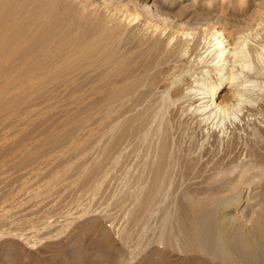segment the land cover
I'll return each mask as SVG.
<instances>
[{
    "label": "rangeland",
    "instance_id": "374dc122",
    "mask_svg": "<svg viewBox=\"0 0 264 264\" xmlns=\"http://www.w3.org/2000/svg\"><path fill=\"white\" fill-rule=\"evenodd\" d=\"M13 1L0 9V264H182L188 259L264 264L231 253L229 258L198 253L194 213L184 200L195 190L201 193L220 160L251 161L255 167L264 162V28L258 31V22L264 27V0H199L198 17L208 13L202 21H177L174 15L193 0H169L175 5L163 10L170 14L159 24L164 36L162 29L152 30L160 23L156 16L130 6L129 12L113 13L128 25L125 33L118 30L121 39L90 54L71 45L55 21L42 16L44 10L40 14ZM94 3L101 16L108 8L122 9L117 1ZM107 14L109 19L112 13ZM204 22H220L221 30L245 40L246 55L235 69L243 88L227 84L221 110L211 107L212 99L198 100L206 96L212 70L218 71L219 60L210 58L213 49L201 51L204 63L193 46L194 52L185 47L178 57L164 50L166 44L173 47L175 39L169 44L166 39L177 29L202 43L213 26ZM83 30L85 36L94 31ZM118 31L110 34L119 36ZM152 38L166 43L159 45L160 54L150 49ZM231 69L228 63L222 72L229 77ZM235 90L241 93L238 102L228 98ZM208 104L207 115L194 116ZM146 120L139 137V121ZM191 161L195 170H189ZM247 192L235 193L233 205ZM257 198L252 204L264 212V197ZM222 212L217 208L216 217ZM241 217L250 226L249 216Z\"/></svg>",
    "mask_w": 264,
    "mask_h": 264
},
{
    "label": "bare ground",
    "instance_id": "6f19581e",
    "mask_svg": "<svg viewBox=\"0 0 264 264\" xmlns=\"http://www.w3.org/2000/svg\"><path fill=\"white\" fill-rule=\"evenodd\" d=\"M91 1L92 0H24V1L21 0L22 4L24 2V4L27 6L26 8L32 7L33 11H35L38 8L37 10L40 14H41V12H43L42 10H44V12L42 13V16L44 13H46L43 17H45V19L48 20L49 22L55 21L54 22L55 24L53 23L55 28L58 29V31L60 33H62V35H64L66 38H68L69 43L73 46L82 47L87 54L93 53L97 49H104V48L108 49L109 45L111 43L113 44V42H115L117 40V38L121 39L120 36H122V35L120 33H122V34L125 33V30H126V28H128V25L125 23L127 26H123L124 25L123 19L121 21L115 20L113 18L114 12L120 11V13H123L124 10L129 12L128 8H130V6L133 8H136L137 10H139V7H140V9L143 10L144 15L156 16V19L159 20L160 23H158V25L155 24L154 26H152V30L155 28L153 30V32L155 31L154 33H156L158 31V29L159 30L162 29V27L160 28L159 24H163V22H165V20L167 21L168 18H166V15H170V14H165V12L163 10L164 9L171 10L175 5L173 3V1L169 2V0H162L161 4H159L160 0H155L152 5L145 4L146 0H112V1H117V3L120 4L118 7L122 8V9L119 10V8H116V9L108 8L104 13V16L108 15L107 14L108 12L112 13V14H110L109 19H108V17L98 15V12L100 11L101 8L94 3L95 0H93V2H91ZM198 1L199 0H193V2L191 4H183L182 10H180L181 8L178 9V10H180L179 13L177 12V14L175 13L176 16L174 15V17L177 19V21L185 19V18L187 20L189 18L190 21H191V19L194 20L196 18L197 19L198 18L204 19L203 13H206V12L201 13L203 18H202V16L198 17L200 15V13L198 11L199 5L197 4ZM13 2H14L13 0H0V9H3L4 7L10 6ZM17 2L19 3V1H16V3ZM45 2H47L48 4ZM259 2L257 5L261 4L260 5V7H261L263 5V2H260V3ZM21 7H23V6L21 5ZM40 8H41V10H40ZM24 9H25V7H24ZM127 12L123 15V18L126 14H128ZM257 12H258V10H257ZM63 14L68 15V17L66 15L64 16ZM206 14H208V13H206ZM206 14H205V18L208 17V19H209L210 16L209 15L207 16ZM98 16H99V18H98ZM130 16H132V15H129V17ZM65 17H67V19H65ZM145 17H147V16H145ZM213 17L212 18L210 17L211 20L213 19ZM215 18L218 19L217 17H215ZM219 19H218V21H220ZM48 21H47V24H50ZM196 21H199V20H196ZM205 21L208 22V20H205ZM200 23H202V22H200ZM206 23L204 22V25H206ZM214 23H216V22H214ZM207 24L211 25V23L210 24L207 23ZM216 24H214V25L212 24L213 26L211 25L212 29H211L210 37L204 38V41L201 39L203 41L202 43H200L199 40L196 41L197 38H194V37L191 38V35H192L191 33H188V32L182 33L181 30L178 31V29H177L176 32L174 30V32L172 34H171V32H170V35H169V33L167 34V35H169V37H167L168 40L166 39V42L168 41V44L172 43V41L175 39L173 47L171 49H169L170 45L168 46L165 42L163 44L161 43V45H160V42L158 41L159 39L157 40V39L152 38V39H150L151 40L150 44L149 43L148 44L150 45V49L152 50L153 53L154 52L156 53L157 49H159L160 46L166 44L164 50H166V48H168L169 50L167 49V51L172 56H174L177 53L179 54V51L185 47H186V49H192L194 47L195 50L198 52V54L196 56L199 55L198 57H200L199 59H201L202 63H204L205 61L200 56L201 51L203 49H205L206 50L205 53H207L211 49H213L210 52V54H212L214 52L213 55L210 57L213 61L212 63H215L216 60H219V62L217 64H219V63H222V64L220 65V68H218L217 64H216L215 68H216V71L217 70L218 71L215 72V70H212V72H214V74H215V75H213L215 77V80L213 81V79H212L214 77H212L210 79V81L208 83L209 85H207L205 87L206 96H204L203 98L199 97L198 100H202L201 104H204V103H208V102H203V101H205L206 98L212 99V102L210 101L212 103L211 107L214 106L213 107L214 110L215 109L221 110L223 107L226 106V104L224 102L227 98L222 96L221 93H222V90L226 88L227 84L231 85L229 88L232 90H234L233 88L237 89V88H241L243 86V85L242 86L239 85L240 83H239V79H237L238 78L237 75L235 74V69L238 68L239 64L243 62V61L241 62V60H240L241 54H244V55H246V54L243 52V49H244L243 47L245 44V42H244L245 40L243 39V36H241L240 34H239L240 35L239 36L238 34L229 33L227 31H225L224 29L221 30L218 27V25H221L220 22L217 25ZM258 24H260V25H258ZM258 24H256L259 26L258 31H261L264 27L261 28L262 24L259 22H258ZM200 25H202V24H200ZM204 25H202V26H204ZM149 26L150 25H148V27ZM256 27L254 28L255 30H256ZM122 28H124V30ZM210 28H209V30H210ZM83 29H86L85 31H87V32L89 30V33H87V35L90 34L91 31H93V30L94 31L91 32L90 35L85 36L86 32L84 34ZM120 29H121V31H120ZM78 30H82L81 32H83L84 35L81 34L80 31H79L80 35L77 34ZM115 30L120 31V33H119V31L117 32V33H119V36L117 34L116 35L110 34L111 31H115ZM150 30H148V31L150 32ZM141 31H143V30H141ZM163 31H166V30L162 29V31H160V32L163 33ZM262 31L264 33V30H262ZM160 32H159V34H160ZM141 35L144 36V34H141ZM154 35H156V34H154ZM158 35H156L157 37H155V38H160V37H158ZM148 36L149 35H147V37ZM151 36H153V35H151ZM163 36H164V33H163ZM150 37H148V39ZM262 37H264L263 34H262ZM244 38H245V36H244ZM141 39H142V37H141ZM83 40L85 42H83ZM146 40H147V38H146ZM262 40L264 41V39H262ZM146 42H148V41H146ZM146 42H144V43H146ZM192 42L194 44H192ZM261 44H262V42H261ZM147 49L149 50V47ZM140 50H141V48H140ZM142 52H144V49ZM157 52H158L157 54H160L159 51H157ZM168 52L166 53V56H167ZM192 52H194L193 49H192ZM177 55H175V56H177ZM191 55H192V53H191ZM141 56L139 55V58H142ZM166 56H165V58H166ZM153 57H155V55ZM167 57H171V56H167ZM146 58H148V56H146ZM153 59L154 58L151 59V62ZM192 59H193V57H192ZM229 59H232V60L229 61ZM156 60H158V59H156ZM166 61H168V58ZM145 62H143V63H145ZM174 62L175 61L173 60V63ZM177 62H179V61H177ZM169 63H167V64H169ZM228 63L230 64V66H232V69L229 70V72L227 70L229 77H226L224 75V73L222 72V67H224L226 64L228 65ZM240 65L242 66V64H240ZM177 66H179V65H177ZM240 68H242V67H240ZM141 69L142 68H139V71ZM144 69H145V67H144ZM238 71H240V69ZM217 73H218V75H217ZM142 78L143 77L139 76V88L143 84L142 81L145 83V80ZM180 78L181 77H179L177 80H180ZM237 81H238V83H237ZM237 84H238V87H237ZM189 87L191 89V85H189ZM143 88H140V89H143ZM186 89H183V90L185 91ZM242 90L244 91V89H242ZM5 93H6V91H5ZM188 93H189V95H191L190 92H188ZM207 94H209V95H207ZM240 94H239L238 90H235L234 94H231L229 97L228 96L227 97L231 98L233 96L234 101L235 100L237 101V100H239L238 97L240 96ZM200 95H202V94H200ZM221 97H224V98L221 100L220 99L218 100V98H221ZM189 98L190 99H188V101L191 100V97H189ZM178 99H180L178 101H181V100L183 101L182 98H178ZM186 100H187V98H186ZM186 100L184 99V101H186ZM193 100H191V102ZM230 100H228V102ZM231 101L234 102L233 99ZM231 101H230V103H228V102H226V103L231 104ZM173 102H175V100H173ZM186 102H183V103H186ZM210 102H209V104H210ZM173 104L176 105V103H173ZM209 104H208V106H206L202 110L199 109L197 111L195 109L194 111H196L197 114L195 113L194 116L195 117H196V115L198 116L199 115L198 112H200V111L202 114L205 113L207 115V113H208L207 109L209 107ZM180 105H183L182 102L180 103ZM180 105H179V107H180ZM211 107H209V108L212 109ZM183 109H184V105L182 108L180 107L179 110H183ZM139 111H140V109H139ZM186 111H187V109H186ZM179 113H180V111H179ZM139 115L142 116V113H140ZM180 115L181 114H179L178 116H180ZM192 115H193V113H192ZM199 117H200V115H199ZM179 120H181V119H179ZM183 120H185V118H183ZM147 121L148 120L143 121V122L139 121V137L142 136L144 123L147 124ZM187 123H188V121H187ZM185 126H187V125H185ZM141 158H144V157H141ZM230 159L228 158L226 160H230ZM231 160L234 161V159H231ZM193 161H194V159H193ZM233 161L229 162L227 165H226V163L225 164L221 163L222 162L221 160L219 163L216 162L217 164H214L215 165L214 168L213 167L211 168V170L212 169L214 170V172L212 171L214 174L211 173L212 175H209L210 178H208V180H206L204 184L202 183L203 185L202 184L199 185V187L202 185L200 187L202 189H199V190H201V193H199V192L197 193V190H195V192H192V194L190 193L191 195L189 194V195L185 196V198H184L187 206L194 213V214H192V215H194V220L191 223L193 226L192 234H193L194 245L196 247V251L200 254H207L210 256L220 254L223 258H229L230 253H231V254H235L237 256H241V257H249L250 259H254V261L260 260V261L264 262V212L260 211L261 209L258 210V208H260L258 205L259 203L252 204L253 199H255L257 196H258V198L264 197V162L260 163L261 162L260 161L259 162L260 164H258V166L255 167L252 165V163H250L251 162L250 160H249L250 162L244 161L245 163H241V164L236 163L237 160L235 163H233ZM225 162H228V161H225ZM188 164H189L188 165L189 170H192L194 168V165H193L194 163H192V161H191V162H188ZM194 170H195V168H194ZM211 170H210V172H211ZM244 190H248V192L246 193V194H248V196H249V194H251V195L255 194V195L253 197H250V200H249L248 196H246V195L238 197V203L234 206L233 200H234V198H236V197H234L235 196L234 194L237 192H239V194L241 192L243 193ZM217 208H219L223 211L222 215L218 218L215 215ZM189 209H187V210H189ZM228 210H230V212L226 213ZM262 210H264V209L262 208ZM192 211H190V212L192 213ZM257 212H259V214ZM241 215L242 216L243 215L249 216L250 226H248V223H245V221L242 219ZM245 218H247V217H245ZM230 227H233V228H230ZM44 235H46V234H44ZM149 264H151V263H149ZM182 264H202V262L200 260H197V259H188V260L184 261Z\"/></svg>",
    "mask_w": 264,
    "mask_h": 264
}]
</instances>
